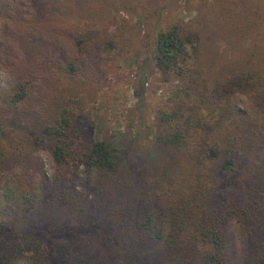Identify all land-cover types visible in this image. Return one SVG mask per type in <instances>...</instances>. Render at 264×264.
Masks as SVG:
<instances>
[{"label": "trees", "instance_id": "trees-1", "mask_svg": "<svg viewBox=\"0 0 264 264\" xmlns=\"http://www.w3.org/2000/svg\"><path fill=\"white\" fill-rule=\"evenodd\" d=\"M214 1L232 24L247 23V40L264 23V0ZM31 2L59 28L31 27L45 43L32 46L44 47L0 91V264H264V53L220 66L206 57L193 20L157 24L151 59L165 74L190 75L191 102L162 110L156 126L170 175L124 174L106 140L75 149L67 106L28 147L5 130L43 80L55 71L74 80L94 59L107 7L128 0ZM39 150L52 156L49 174L33 155Z\"/></svg>", "mask_w": 264, "mask_h": 264}, {"label": "rangeland", "instance_id": "rangeland-1", "mask_svg": "<svg viewBox=\"0 0 264 264\" xmlns=\"http://www.w3.org/2000/svg\"><path fill=\"white\" fill-rule=\"evenodd\" d=\"M1 4L0 91H7L15 72L25 69L44 47L32 46L41 39L31 27L53 30L59 23L48 22L44 13L35 15L31 0H2ZM107 14L110 16L100 22L101 37L94 45V59L74 80H59L58 71L43 80L42 87H35L24 103L21 121L10 122L5 131L10 140L28 147L33 131L53 120L60 106H67L74 123L70 139L78 152L87 151L96 139L106 140L114 151L118 171L139 175L145 169V174L165 178L171 173V163L168 151L154 143L156 126L162 110L191 102L187 89L190 75L177 77L156 67L151 59L156 25L164 27L180 18L193 20L202 30L206 57L216 58L225 66L247 62L249 54L262 57L264 23L247 40V23L234 19L237 24H232L214 0L192 4L187 0H128L110 9L108 6ZM237 103L239 108L246 107L247 96L239 95ZM33 155L49 174L53 169L50 152L39 150ZM230 236L237 258L240 241L233 227Z\"/></svg>", "mask_w": 264, "mask_h": 264}]
</instances>
